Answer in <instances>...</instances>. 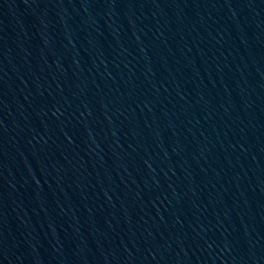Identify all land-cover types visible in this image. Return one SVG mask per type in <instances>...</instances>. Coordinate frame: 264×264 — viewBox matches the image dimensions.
<instances>
[{
  "label": "water",
  "instance_id": "95a60500",
  "mask_svg": "<svg viewBox=\"0 0 264 264\" xmlns=\"http://www.w3.org/2000/svg\"><path fill=\"white\" fill-rule=\"evenodd\" d=\"M0 264H264V0H0Z\"/></svg>",
  "mask_w": 264,
  "mask_h": 264
}]
</instances>
